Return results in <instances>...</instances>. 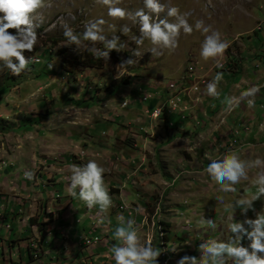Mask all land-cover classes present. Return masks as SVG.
I'll list each match as a JSON object with an SVG mask.
<instances>
[{"label":"rangeland","instance_id":"374dc122","mask_svg":"<svg viewBox=\"0 0 264 264\" xmlns=\"http://www.w3.org/2000/svg\"><path fill=\"white\" fill-rule=\"evenodd\" d=\"M160 3L164 11L151 14L143 0H119L115 6L126 12L119 18L109 16L107 6L98 0H43L36 12L37 44L32 52L23 53L32 62L19 75L0 64V240L10 241L29 207L30 218L40 223L49 200L51 210L56 209L51 223L58 224L55 213L60 204L54 190L53 194L47 190L52 183L49 164L65 166L62 173L70 178L71 165L94 160L104 169V186L112 201L105 210L83 204L90 214L87 218L84 214L86 219L82 216L78 225L84 221L91 226L87 232H76L78 242L69 233L67 255L58 260L63 264H115L110 249L117 244L112 234L118 216L132 218L138 242L158 250L155 264H176L184 255L201 259L199 244L204 240L226 242L233 235L228 223H243L264 212V194H258L253 184L264 169H247L232 192L222 191L204 171L212 158L223 154L246 161L264 159V0ZM171 7L186 14L190 25L201 21L209 32L181 30L172 50L148 39L137 46L133 37L140 35L139 24L130 14L143 9L174 23L175 17L167 16ZM97 19L104 21L102 34L118 36L125 47L110 51L101 59L102 67L83 68L74 61L93 56L92 49L103 45L90 41L70 45L62 33L65 26L82 33ZM122 27L129 30L122 32ZM7 31L15 34V29ZM213 31L227 47L203 59L201 44ZM134 49L139 55H132ZM128 59L133 63L121 67ZM217 73L218 95L209 96L206 84ZM252 88L256 91L251 96L241 98ZM144 94L150 97L142 100ZM175 96L176 110L168 114V101ZM226 98L233 99L229 107ZM156 109L161 113L152 118ZM27 171L33 173L32 180L25 179ZM37 175L50 178L41 182ZM255 195L259 197L250 209L234 208L229 219L223 204ZM201 218L212 219L215 229L201 225ZM36 234L31 230L1 243L0 257L19 250L21 243L31 254L37 253ZM249 243L245 238L240 241L245 248ZM9 258L0 259V264H21L16 256ZM48 262L43 256L37 263ZM225 264H232L231 258Z\"/></svg>","mask_w":264,"mask_h":264},{"label":"clouds","instance_id":"9594fccd","mask_svg":"<svg viewBox=\"0 0 264 264\" xmlns=\"http://www.w3.org/2000/svg\"><path fill=\"white\" fill-rule=\"evenodd\" d=\"M98 2L107 6L109 16L125 17V10L115 6L119 0H98ZM143 3L144 8L148 9L151 14H159L164 11V6L160 0H143ZM41 7H43V0H0V64L13 75H19L25 71L32 62L31 58L26 60L23 53L25 51L32 52L37 44L36 12ZM149 12L139 9L130 14L139 24L140 35L133 37L137 46L148 39L153 45L172 50L177 46V36L181 30L185 34H191L193 27H195L202 33L209 32V27L204 26L201 21H196L194 26L190 25L184 18L186 14H179L175 7L167 10V16L175 17L174 23L165 19H158L156 15H150ZM103 24V19H97L90 22L79 34L65 26L62 35L67 44L75 46L81 45L82 41L100 42L103 48L92 49L93 56L107 59L110 51L119 52L125 47V44L121 42L118 36L107 38L103 35L101 28ZM8 29H15V34H10ZM128 30L127 27L121 29L122 32ZM226 47V43L220 40L219 33L213 31L210 35H205L201 44L200 56L203 59L217 56ZM132 55L137 56L139 53L134 49ZM132 63L133 60L128 59L124 61L121 67ZM220 79L221 73H217L206 84V92L209 96L218 95L217 86ZM255 91L256 89L252 88L242 92L240 96L241 98L251 96ZM248 103L251 105V100ZM225 104L226 106L232 105L233 99L226 98ZM253 167L264 169V159L257 157L254 160L246 161L235 154H223L212 158L205 166L204 171L211 180L220 184L222 191L232 192L235 191L232 186L241 178H245L247 169ZM70 168V195L72 197L83 201L89 208L96 205L101 210H105L111 206V198L104 186V169L102 167L98 166L94 160H89L82 166L71 165ZM24 177L27 180H32L33 173L27 171L24 173ZM253 184L258 194H264V171L257 174ZM77 188L78 191H76ZM258 197L255 195L249 199L240 196L223 204V207L229 212V219L231 220L234 208H240L241 212H244L251 208L252 202ZM217 200L223 201V197H217ZM117 221L118 224L112 234L117 244H113L110 249L115 264H155L159 252L151 246H142L138 242L134 220L129 218L125 221L123 216H118ZM199 223L201 225L207 224L213 229L216 227L212 219L205 221L201 218ZM244 225H247V228ZM227 229L233 235L226 242L216 239L204 240L199 244L201 259L196 256L184 255L177 260L176 264H186V262L187 264H225L226 258H231L232 264H264V255H257V253L264 254V212L257 214L255 219L244 220L243 223H228ZM242 238L250 241L247 248L240 245Z\"/></svg>","mask_w":264,"mask_h":264},{"label":"crops","instance_id":"0c3cea01","mask_svg":"<svg viewBox=\"0 0 264 264\" xmlns=\"http://www.w3.org/2000/svg\"><path fill=\"white\" fill-rule=\"evenodd\" d=\"M229 107V106H228ZM252 138H254V135H252ZM46 163V162H45ZM49 166L51 168H48L49 170L51 169L52 172L51 174V185L47 188V190H49L50 194H53V190H54V194L55 195V199L56 201L60 204L57 208V212L55 213L58 216V224H54V223H49L51 222V220L53 219L55 221V217L54 213H52L54 210H51V206L53 205V200H49L47 207H46V211H47V215L45 216L44 213H41V222L44 224V228L42 229L43 233H39L41 236V239H39V234H36V238L37 241H35L38 245V247L41 250V254L39 255V257L37 259H33L31 256V252L27 251L25 249V245L24 244H20L19 245V250L17 249H12L9 250L8 255L10 256V258L8 257V255H4L3 258L4 260H8V258L10 260H12V256H16L17 260L19 263L21 264H38L37 262L41 261L43 256H46V258L49 260L48 264H63L61 261L59 262L58 260L61 259L62 255L66 256L68 249H67V243L66 241H68L69 238V233L71 235V237L74 236L75 240L78 242V236L79 234H77L76 232H81V231H85L87 232L89 230V226H91V223H87V226L85 225L84 221L83 224L81 226H79V222L78 220H81V217L85 214L86 218L87 215L90 214V212L83 206L84 202L79 200L78 198L72 197L70 195V184L68 182H70V178L65 175H63L62 171L64 169H66L65 166H62L61 164H49ZM58 168V169H56ZM37 180H40L41 182L44 180H48L50 177H45L44 179L43 176H38L37 175ZM43 188V187H42ZM78 190V188L76 189V191ZM23 197V195H22ZM21 199H18V201H20ZM69 204V205H68ZM68 205V208H67ZM16 208L19 209L18 205H16ZM33 207H29L28 210H26L25 212V217L22 218L23 216H21L22 219V224L19 226H16L15 231H13L12 233H10L11 237H10V241L8 240V237L6 240H0V244L3 242H11L12 240H15L18 236H26L29 235L31 233V230H35L34 228L36 227L35 224H29L28 220L32 219L33 217L30 218L31 212L30 210H32ZM38 216V215H37ZM20 218V217H19ZM52 218V219H51ZM84 216L82 218L86 219ZM52 220V221H53ZM78 222V223H77ZM27 225V226H26ZM8 226V225H6ZM2 227L0 226V229ZM10 228L12 229L11 225ZM91 228V227H90ZM114 229V227H112ZM10 229V231H11ZM114 231V230H113ZM15 232V236L13 237ZM102 232V231H101ZM100 232V233H101ZM35 233V232H34ZM45 233V234H44ZM82 233V232H81ZM24 234V235H23ZM192 238L195 239V237L193 236ZM193 239V240H194ZM195 242V241H194ZM1 246V245H0ZM31 247H33V245H31ZM65 249V250H63ZM3 251L1 250L0 256L2 255ZM2 257H0V259H3ZM54 260V261H53ZM64 261V259H62ZM177 261H175L176 263ZM6 263V262H5ZM4 264V263H3Z\"/></svg>","mask_w":264,"mask_h":264},{"label":"trees","instance_id":"16d2710c","mask_svg":"<svg viewBox=\"0 0 264 264\" xmlns=\"http://www.w3.org/2000/svg\"><path fill=\"white\" fill-rule=\"evenodd\" d=\"M74 63H77L78 66H81L83 68H88V69H96V68H100L103 66L104 63H102V60L101 58H96L90 54L86 55L83 60H80V61H74ZM29 224H35V229L37 232L39 233H43L42 232V229L44 228V224L43 223H36L35 219H30L28 220ZM51 223V222H49ZM163 227H168L167 224L163 225ZM167 229L166 228V231L165 234L167 233ZM45 234V233H44Z\"/></svg>","mask_w":264,"mask_h":264},{"label":"built area","instance_id":"2783aa9c","mask_svg":"<svg viewBox=\"0 0 264 264\" xmlns=\"http://www.w3.org/2000/svg\"><path fill=\"white\" fill-rule=\"evenodd\" d=\"M146 96H147V97H150L149 95H145V94H144L142 100H146V98H147ZM177 101H178V100H177ZM175 110H176V103H175L174 97H172V101H168L167 113H168V114H172V113L175 112ZM160 113H161V109H156V110H154V111L151 113V117H152V118H156V117H158V116L160 115ZM29 245H33V241H32ZM29 245H28V246H29ZM0 252H1V250H0ZM40 254H41V250L38 249V252L35 253V254H31V256H32L33 259H37V258L39 257Z\"/></svg>","mask_w":264,"mask_h":264},{"label":"bare ground","instance_id":"6f19581e","mask_svg":"<svg viewBox=\"0 0 264 264\" xmlns=\"http://www.w3.org/2000/svg\"><path fill=\"white\" fill-rule=\"evenodd\" d=\"M176 99V96L174 97V100ZM177 100H179V99H177ZM169 101H172V98H171V100H169Z\"/></svg>","mask_w":264,"mask_h":264}]
</instances>
